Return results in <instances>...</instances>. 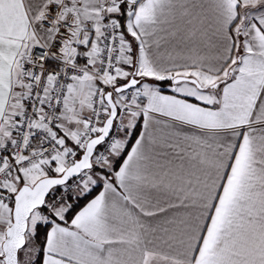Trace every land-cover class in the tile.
Segmentation results:
<instances>
[{"label":"snow or ice","instance_id":"obj_1","mask_svg":"<svg viewBox=\"0 0 264 264\" xmlns=\"http://www.w3.org/2000/svg\"><path fill=\"white\" fill-rule=\"evenodd\" d=\"M0 264H264V0H0Z\"/></svg>","mask_w":264,"mask_h":264}]
</instances>
